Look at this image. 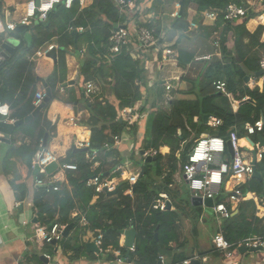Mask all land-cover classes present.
<instances>
[{
    "label": "trees",
    "instance_id": "trees-1",
    "mask_svg": "<svg viewBox=\"0 0 264 264\" xmlns=\"http://www.w3.org/2000/svg\"><path fill=\"white\" fill-rule=\"evenodd\" d=\"M27 1L14 3L8 10L17 15L20 11L19 14L23 15ZM137 1L142 3L145 0ZM182 3L183 12L176 18L172 25L173 29L187 32L190 29L187 18L189 10H195L197 12L195 20L199 22L202 30L199 34L215 41L218 30L223 28L220 34L222 58L206 62L200 79L188 92L195 97L173 99L170 111L150 113L141 145L136 148L145 152L156 151L157 154L152 156V161L143 159L140 163L144 174L137 172L138 179L134 187L128 181H121L113 193H98L87 182L89 178L98 174L121 178L122 170L113 171L121 164L124 165L127 160L115 147V136L121 137L122 133L128 131L135 141L140 137L138 124L121 120L120 110L135 106L142 98L138 81L145 83L147 80L148 72L144 61L135 59L126 50L111 62L105 59L112 30L117 23L125 21L127 16L120 13L113 0H86L83 6L77 0L70 9L62 4L57 5L48 13L45 21L34 23L33 27L27 30V33L32 35L30 44L25 38V33L12 32L20 38L21 43L8 59L0 63V87L3 88L1 102L10 106L9 118L24 119L36 109L34 98L38 90V75L48 77L53 95L37 117L30 122L21 123L12 132L10 149L5 160L13 155L19 156L30 175L35 156L45 135L48 134L49 151L56 155L61 163L77 164V170L66 172L68 182L61 183L60 190L47 192L46 187L36 186L32 199L36 223L42 227L48 230L55 223L73 224L68 236L59 243L63 254L71 262L84 257L97 260L105 254L108 258H116L114 251H119L121 256H125L128 249L120 245L121 231L131 227L137 232L135 251L131 252L130 256L135 264H160V248L172 253L171 256L166 255L171 262L179 263L187 259L185 250L188 238L185 219L192 214L196 217L192 232L199 236V226L203 222L202 211L192 204L191 197L181 196L175 186V174L179 171L183 180L188 154L202 133L218 135L228 140L230 132L236 129L242 138L246 136V123H254L264 114V85L261 89L259 85L250 87L244 83L245 77L250 74L258 80L262 71L264 43L261 37L264 26L259 25L251 32L247 28V23L264 13V10L260 12L252 9L247 0H182ZM233 3L248 7L245 17L226 21L224 14H220L211 27L202 24L203 13L215 8L225 10ZM262 6L264 8V0ZM0 12L3 13L1 3ZM240 20L242 22H239ZM145 24L151 28L155 27V34L160 37L162 26L157 16L147 18ZM71 27H83L84 31L76 32L71 30ZM231 33L234 43L232 48ZM184 36L180 35L177 44ZM53 40H56L59 46L56 64L47 56L39 58L37 66L31 65L25 59V54L44 45L53 44ZM70 48L77 56H81L83 48L86 50L80 60V75L84 81L96 82L103 78L106 82H113L114 96L118 100V104L105 100L84 105L89 116L81 122L93 130L91 149L99 150V155L93 161L87 159L85 150L74 151L72 148L65 157H61L50 147L52 140L57 136V124L52 122L48 112L53 102L68 101L58 95L57 88L59 84L67 81V55ZM195 57V51L179 48L178 61L181 65L191 64ZM218 80L226 82L229 98L217 91L214 83ZM257 83L259 84V81ZM231 100L241 102L236 111L231 106ZM206 115L215 116L222 121L217 128H212V133L205 130L206 127H210L204 123ZM75 116L70 115L65 119ZM26 137H30L32 142H26ZM136 152L134 151V155ZM226 155L231 157L228 148ZM97 161L99 165L94 168ZM256 166L262 178L246 179L241 190L243 194L251 192L262 198L264 155ZM10 184L16 191L17 200L25 201L30 197L29 185L24 178L15 177L10 180ZM128 188L133 189L132 195L125 194ZM163 192L170 195L174 209L162 211L153 207ZM226 197L227 193L224 191L217 198V202L225 201L232 211V216L222 221L226 239L231 243H239L254 235L264 237V209L260 208L257 213L253 199L241 201L237 207H232ZM76 211L77 216L73 217ZM82 217L86 218L87 225L81 224ZM218 231L217 228L215 232ZM99 233L103 234V252L98 256L88 250V244L95 242ZM43 242V250L50 254L54 253V245L45 239ZM203 254L205 253L199 255L203 257ZM37 261L44 264L39 256Z\"/></svg>",
    "mask_w": 264,
    "mask_h": 264
},
{
    "label": "crops",
    "instance_id": "crops-1",
    "mask_svg": "<svg viewBox=\"0 0 264 264\" xmlns=\"http://www.w3.org/2000/svg\"><path fill=\"white\" fill-rule=\"evenodd\" d=\"M153 1L154 0H145L144 2L140 3L144 5H143V9L141 10L143 13L139 16L144 18L145 21L143 25L145 26H148V24H145L147 22V18L150 19L153 15L157 16L155 11H148L149 9H151L150 6H151V2ZM248 4L252 9H256V11L262 12L264 10L262 6V0H250ZM6 11L3 10L4 17ZM15 14L16 13L11 12L12 19L13 17H19V16L21 17L22 15L18 13L17 16H14ZM181 14L182 12H180V15ZM196 16H197V12L193 9H190L187 17L190 23V29L184 33L181 30L173 29V26L165 25L161 21V19H158L159 23L162 26L161 35L160 37H158L159 38L158 45L147 51H144V49H137V47H134V49L132 50L133 54L131 55L135 59H141L142 61H144V66L146 62L147 67H145V69L148 72V74L153 73L154 69H156L155 68L156 64H158L159 66L158 73L162 72L165 74V76L162 75L161 78L157 80H155V78H153V75H151V77L149 76V78L145 80V83L143 81H138V84H140L141 86L142 98L135 104V106L125 107V108H133L134 112L132 115L136 114L133 116V121H134L133 124L137 123L139 126V136L141 138L140 139L141 141L147 127V122L150 113L153 111H160V109L166 111L167 108L168 111H170L172 105L171 103L173 99L176 98L187 99L193 97L194 95H189L188 92H190L189 90L193 87L194 83H196L200 79L201 74L203 73V67L206 64V62H210L215 58H219V59L222 58L220 49L215 46V41L212 40V38L210 37L207 38L206 36L199 34V36L195 39L196 42H193L190 45L185 43V38L189 31H195L198 33L202 31L200 29L199 22L197 23V21L195 20ZM191 22L196 23L197 27H192ZM201 22L203 25L207 27H211L215 21L213 22L210 20H204L202 18ZM239 22H242V20H240ZM259 25L264 26V13H262L261 15H259L254 19H251L247 23V28L251 32H254ZM148 27L150 29L155 30V27L154 28H151L150 26ZM222 31L223 28H220L218 30V35L221 34ZM182 34L184 35L186 34V35L184 36V38L181 39V42L177 44V41L180 35ZM2 40H4V38ZM261 41L264 43V32L262 34ZM30 43L31 41L28 44ZM52 43L57 44L56 40H53ZM233 44L234 43L231 33V48L233 47ZM46 46L47 45H44L42 46V48H45ZM166 47H171L175 49L177 55L175 57H169L168 59H164L163 50ZM179 48L195 51L196 55H200V54L211 55L212 59L201 60V61L195 60L189 65H181L178 61ZM72 50H70V53L67 55L68 73H67L66 82L70 81L71 79H74L76 75H79L80 77L79 81L75 85L66 86V87H63V84L66 82H64L63 84L62 83L59 84L57 88L58 95L60 97H63L64 99H68V101L67 103L62 101L53 102L48 112L49 118L52 120L54 124H57V136L52 140L50 147L54 149L61 157L66 156L68 151H70L75 146L77 140L85 137L91 140V136L93 134V130L89 126H85L81 122L82 119L88 118L89 116V112L84 108V105L87 106L88 103L89 104L91 103L90 100H92L85 94V81L83 76L80 75V60L84 57V54L83 55L81 54V56H77L75 52ZM35 51L36 49L33 50L32 52H28L27 54H25V59H27V61L31 65L37 66L38 59L41 57L34 56ZM58 52L59 51L57 50V61L53 60L54 64L58 62V58H59ZM263 60H264V55H263ZM31 65L28 66L31 67ZM262 71H264L263 67H262ZM33 73L35 74L34 68H33ZM168 74H172L174 76L169 77V79H167ZM189 75L193 79V81L188 80V78L184 79V77H189ZM259 77L260 78L257 80L256 77H254L253 75L251 74L247 75L244 79V83L250 87L259 85V87L262 89L264 85V74L263 75L259 74ZM38 78H46L48 81V77L45 75H38ZM98 80L99 81L95 82L98 86V90L97 93L94 95L93 101L95 102V101L109 100L112 103L118 104V100L114 96V92H113L114 83L106 82L103 78ZM257 81H259V84L257 83ZM168 84L171 86L170 89H167L166 85ZM187 84L190 85L189 88L187 87L188 86ZM61 88H64L63 91ZM37 89H38L37 91L44 90L42 83L39 81L37 84ZM217 91L220 94H224L227 98H229V92L227 91L223 92L219 90ZM71 97L72 99L70 100L69 98ZM149 99H152L156 103L157 107L155 108L151 107V100ZM240 104L241 102L238 100H231V106L233 107L234 111L237 110V107ZM143 107L145 108L143 109ZM120 114H121V110H120ZM70 115L71 116L76 115V116L65 119ZM209 117L210 116H208V118ZM260 119L264 121V114L261 115ZM1 120H6L9 123L16 121L5 117L1 118L0 121ZM204 123L208 125L205 122V119H204ZM15 128L13 129V131L15 130ZM245 131H246V136L242 138L239 137V143L242 147L243 154L246 155L247 159L249 160L253 159L254 161L256 158L254 152L258 148L255 145L259 144L260 146L259 136H264V131L261 133H257L255 135H250L246 130V125H245ZM204 134L205 133H202L201 136ZM1 137L2 134L0 133V264H40L37 261V256H39L41 259V255H44L45 253L48 254L50 253L45 252V250H43L42 244L39 243V241L43 242V240H41L37 234V228H39L41 225L39 224L37 225V223L34 222L35 214L32 208L33 206L32 199L35 188L33 184L34 178L33 180H30V178L33 176V173L29 175V172L27 170L24 161L19 156L13 155L8 160H5L10 149L11 136L9 137L10 143L8 141H3ZM26 138H27L25 139L26 142L28 143L32 142V139L30 137H26ZM120 138H121V142L115 145V147L119 151H121V153H127V151L132 150L134 148L135 139L132 137L130 132L126 131L122 133ZM241 141H244V143H241ZM127 143H129V145ZM253 147L256 148L254 149ZM260 147L264 152V146H260ZM134 150H136V147L134 148ZM145 156L147 157L148 155ZM126 160L127 163L130 162L129 159ZM259 162H260L259 160L256 161V165ZM120 166H122L125 176H127L129 173H134V171H128L125 168V166L123 167L122 164ZM106 167H109V165H106ZM27 173H28V178H27ZM15 177L24 178L29 185L31 194L30 197H28L25 201L17 200L16 191L13 189L12 185L10 184V180L14 179ZM122 180H120L119 183ZM253 194L254 193L249 192L248 197L252 196ZM253 196L248 200L253 199L255 201V198ZM255 203L257 206L256 201ZM238 204L239 203L231 202L232 207H237ZM75 213H77V211ZM202 224L203 222L201 223V227L199 228V234H200L199 236H197L196 234L194 235V232H192L191 236H189V234L187 235L188 246L187 249L185 250L186 255L188 257L187 259L193 257V255L195 254L201 255L202 253H205L203 254V257L206 259V261H203L202 263L199 261V263L201 264H234L236 261L239 264H264V254L259 256H251L252 261L247 263L245 262L244 256L248 253L241 254L239 249L235 247L230 248L227 251L216 250L213 247V243H212V239L214 236H212L211 233L207 231L206 226ZM217 224H218L217 226L218 230L220 227L222 228V221H220V225H219V221H217ZM205 232H208V236H204ZM215 233L216 232H214L213 235H215ZM87 238L88 237H86V240ZM120 240H121L120 245L126 247L124 244L125 236L123 234H121ZM54 247L55 250L54 253L52 254L63 264H135L132 258L131 261H129V258L126 257V255L122 256L123 258L122 261H118V256L116 255L117 251H114V254L117 256L116 258H108L107 254H105L97 260L84 257L78 261L71 262L63 254L61 246L59 253H56L57 246ZM94 253L99 256L102 252L99 253L94 252ZM227 254H230V256H228ZM47 261L48 264H51L48 259ZM167 262L169 263L171 262V260L167 258ZM43 263L47 264L44 261Z\"/></svg>",
    "mask_w": 264,
    "mask_h": 264
},
{
    "label": "built area",
    "instance_id": "built-area-1",
    "mask_svg": "<svg viewBox=\"0 0 264 264\" xmlns=\"http://www.w3.org/2000/svg\"><path fill=\"white\" fill-rule=\"evenodd\" d=\"M75 1L77 0H29L26 3L23 15L15 21L11 18V22L7 23L4 16L1 15L0 12V40L1 35H8V33L15 32V29L19 25H29L34 24L40 21H45L47 19V15L50 11L55 9V7L59 4L64 5L67 9L73 7ZM79 4L83 6L86 0H78ZM114 4L119 8L121 14H125L126 20L119 22L115 25L112 30V34L109 37V47L108 52L105 55V59L108 62H111L118 54L122 53V51L126 50L133 54L134 47L137 49H144L147 51L156 47L159 43V38L155 34L154 29H150L148 26L143 25L144 18L140 17L143 12V5L138 3L137 0H113ZM249 3L250 0H247ZM51 4L50 8L45 10V5ZM248 7L244 5H239L233 3L229 5L225 10L221 9H210L203 13L202 18L204 20L216 21L220 14H224V18L226 21H235L240 18L245 17L247 14ZM140 12V13H139ZM173 17H177L178 13L172 15ZM192 27H197V24L191 22ZM76 32L84 31L83 27L72 28ZM11 36V34H10ZM5 42V41H4ZM215 46L220 49V34L217 33V39L215 40ZM59 49L57 44L47 45L45 48H38L34 52V56L43 57L47 56V53L52 49ZM2 41L0 42V63L5 60V56L2 55ZM86 50L82 49L81 54L85 55ZM177 52L175 49L171 47H166L163 50V58L168 59L169 57H175ZM211 55H196L195 60H211ZM264 68V60L261 63ZM145 67L147 64L145 62ZM215 87L219 91L226 92L227 86L226 82L223 80H218L214 83ZM167 89H170L171 86L166 85ZM62 91L64 88H61ZM98 86L94 81L85 82V94L92 100L93 102L94 95L97 93ZM45 90L37 91L34 98V105L37 107L45 98ZM0 116L1 118H9L10 117V106L8 104L0 102ZM134 112L133 108H123L121 110V118L123 120L128 121L130 124H133V116ZM14 120V119H13ZM207 124L213 128H217L222 124L221 119L210 116L208 118ZM246 130L250 135H254L257 133H261L264 131V121L259 119L254 123H247ZM206 136H200L194 143L188 154L187 163L184 165V179L189 184L191 191L193 192V196L201 197L203 202L206 199L213 200V209L217 216V219L220 221L223 219H228L232 216V211L229 206L225 203V201L217 202V198L224 193H227L226 199L230 202L240 203L241 201L255 198L257 202V213L259 209H264V197L260 198L255 193L248 197L249 192L243 194L241 190V186L245 183L246 179L253 178L254 174V165L253 159H247L246 155L243 154L242 147L239 143V135L236 130L230 132L228 141L231 142V147L233 149V155L231 157H227V140L218 135H211L209 133H205ZM115 145L121 142V138L115 136ZM219 141L221 144L220 148L215 147V142ZM43 142V141H42ZM108 147L109 144H106ZM257 146L256 153V161H261L263 159L264 152L259 144ZM42 149L38 158V161H33V169L36 165L39 166L40 171L37 175L34 176V186L42 185L46 187L47 192L58 191L60 190L61 183H67V171H75L77 170V164L75 163H61L59 159L52 152L49 151V147H43L40 145ZM74 151L85 150L86 157L89 161H93L99 155V150L91 149V140L85 138L79 139L76 141L75 146L73 147ZM254 149L256 147H253ZM156 151H146L145 155L154 156L156 155ZM197 156H202L203 158L195 159ZM52 162L58 163L57 170L48 174L46 172V167L49 166ZM99 165V162H95L94 168ZM117 170H122L121 178H112L110 175L103 176L101 174L94 175L89 178L87 184L95 188V191L100 192H114L117 190V186L119 181H128L130 185H134L138 179V173H129L125 176L122 166L117 167L113 172ZM140 172V171H138ZM217 174L218 177H217ZM125 194L132 195L133 189L128 188L125 190ZM168 203H171L173 209V203L170 195L168 193H161L160 197L155 201L154 208L160 209L162 211L169 210L167 208ZM18 206V203H17ZM77 216V213L73 214V217ZM82 225H87V220L85 217H82L80 220ZM38 225V223H37ZM68 224H58L55 223L51 229H46L42 226L37 228L38 237L42 240L45 239L46 242L54 244L57 246L56 253L60 251L59 243L65 237L64 231ZM55 242V243H54ZM121 242V240H120ZM213 247L219 251H227L230 248H237L241 246H245L249 249L254 247L264 246V237L260 235H254L248 238L243 239L239 243H231L224 236L223 230L220 227L219 231L214 235L212 239ZM96 246L99 248L100 252H103L102 244H103V234L99 233L96 241ZM123 244V243H122ZM130 252L135 251V246L129 249ZM51 264H63L61 263L53 254H44ZM116 255L118 256V261H122L123 258L120 255V252L117 251ZM230 256V254H227ZM193 261H206L204 257H201L199 254L193 255V257L189 259H185L182 262L174 263L167 262L166 255H159L160 264H191ZM237 261L234 263L236 264ZM239 264V263H237Z\"/></svg>",
    "mask_w": 264,
    "mask_h": 264
},
{
    "label": "water",
    "instance_id": "water-1",
    "mask_svg": "<svg viewBox=\"0 0 264 264\" xmlns=\"http://www.w3.org/2000/svg\"><path fill=\"white\" fill-rule=\"evenodd\" d=\"M180 5H181V8H182V6H183L182 0L180 2ZM5 19H6L7 23L11 22V11H9V10L6 11ZM33 25L34 24L19 25V26L16 27L15 32H17L19 34L25 33V38L30 42L31 38H32V35L30 33H27V30H29L31 27H33ZM20 43H21L20 39L15 38V37H11L9 40L5 41L2 44V48H3L2 55L5 56V59H8L15 52L16 48L20 45ZM47 56L49 58L53 59L54 61H57V49L54 48L51 51H49L47 53ZM260 74L263 75L264 71H262ZM79 78H80L79 75H76V77L74 79H71L70 81L64 83L63 87L75 85L79 81ZM38 81L42 83L43 89L45 90L46 96H45L44 100L36 107V109L33 111L32 114H30L29 116H27L24 119H19V120H16V121L12 122V123L7 122L6 120H1L0 121V133L2 134L1 139L3 141H8L10 143L9 137L11 136V134L13 132V129L15 127H17L18 125H20L21 123H23V122L32 121L35 117H37L39 115V113L41 112L43 107L46 105V103L49 102V100L51 99L53 93H52L51 86L49 85L47 79L46 78H38ZM2 97H3V88L0 87V102L2 100ZM0 119H1V116H0ZM204 119H205V122L207 123L208 116L206 115L204 117ZM121 120H123V118H121ZM203 136L205 137L206 134H204ZM259 142H260V146H264V136H259ZM47 144H48V134L45 135V137L43 139V142H42V146L45 147V146H47ZM227 146H228V150L230 151L231 155H233V149L231 147V142L230 141L227 142ZM41 150L42 149L40 148L39 151L37 152V154L35 156V161H38V158H39ZM79 151H80V149H79ZM256 153H257V150H255L254 155H256ZM141 154L144 155L145 151L141 150ZM152 158H153L152 156H148L146 158V161H152ZM253 165H254L253 177L254 178H262L260 172L257 170V167H256V158L253 161ZM57 168H58V163L57 162H52L49 166L46 167V172L48 174H52V173H54L57 170ZM39 171H40V168H39L38 165H36L35 168L33 169L32 173L35 176V175H37L39 173ZM140 173L144 174V170H143L142 167H141ZM134 185H133V187H134ZM40 186L43 187L42 185H38V187H40ZM114 192H116V191H114ZM111 193H113V192H111ZM191 202H192L193 205L205 204L207 206L213 207V200L212 199H206L205 202H203L201 197L192 196L191 197ZM167 208L169 210H171V208H172L171 203H168ZM34 222H37V220L34 219ZM72 227H73V224L67 225V227H66V229L64 231V236L65 237L68 236V234H69L70 230L72 229ZM121 234H123L125 236L124 244L128 248V251L126 253V257H128L129 261H131V258H130L131 252H130L129 249L134 247L135 244H136L137 232H136V230L133 227H131V228L122 230ZM88 250L92 251V252H97V253L100 252L99 248L96 246V244L94 242H92V243H90L88 245ZM263 250H264V246L254 247V248H251L249 250L245 246L239 247V251H240L241 254L257 252V251H263ZM159 253L162 254V255H171L172 254L170 251H168L166 249H163V248L159 249ZM41 259L45 263L48 264V261H47L45 255H41ZM191 264H200V263H199V261H193Z\"/></svg>",
    "mask_w": 264,
    "mask_h": 264
},
{
    "label": "rangeland",
    "instance_id": "rangeland-1",
    "mask_svg": "<svg viewBox=\"0 0 264 264\" xmlns=\"http://www.w3.org/2000/svg\"><path fill=\"white\" fill-rule=\"evenodd\" d=\"M20 1H26V0H0V3L2 4L3 10L6 11L10 5H12L14 3H19ZM180 2H181V0H156V1L151 2L150 7H151V9H153V11L156 12L157 17H159L158 19H161V21L165 25L172 26L173 22L176 19L172 15L175 13H178V16H179L180 12H183V7L181 8ZM18 13H20V11ZM1 15L3 16L2 12H1ZM14 16H17V14H15ZM19 17H13V20L17 21L19 19ZM6 34L1 35L0 42L2 41V43H3L4 41H7L11 37H14V36H15V38H18L16 35H14L12 33H11V36L6 35ZM198 36H199L198 32L189 31L186 35L185 43L190 45L193 42H196L195 39ZM3 38H4V40H2ZM230 46H231V43H230ZM70 50H72V49L70 48ZM200 55H202V54H200ZM155 68L156 69H154L153 73H150L147 75V79L149 78V76L151 77V75H153V78H155V80L161 78L162 75L165 76V74L162 72L158 73V71H159L158 64L155 65ZM172 76H174V75L168 74L167 79H169V77H172ZM185 78H188V80L193 81V79L190 77V75H189V77H184V79ZM190 81H187V82H190ZM194 81H196V80H194ZM187 85H188L187 87L189 88L190 85L189 84H187ZM149 100H151V107H154V108L157 107L156 103L152 99H149ZM160 111H165V110L160 109ZM166 111H168V108ZM212 128L213 127H206L205 130L207 132L212 133ZM140 139L141 138L139 137L137 139V141H135L134 148L141 145L142 141ZM127 144L129 145V143H127ZM134 148L132 150L127 151V153H122V156L124 159H129V161H130L129 163H127V161H126L124 163L123 167L125 166V168L128 171H134V173H136V172L141 170V164L140 163L143 161V159H146V156H145V154L144 155L141 154L140 149L136 148V150H134ZM134 151H137L135 155H134ZM133 157H134V159H133ZM33 176L30 178V180H33V178H34ZM174 179L176 180L175 186H177L182 197L187 198V197L193 196V192L191 191L189 184L187 183V181L184 178L182 180V176H181L179 171H178V173L175 174ZM196 207H198L197 209L202 211V214H201L202 215L201 217L203 220L202 225H205L207 228V231H209V233H211V235L214 236L213 233L217 230L218 219H217V216L214 212L213 207L207 206L205 204L196 205ZM195 220H196V217H193V214L190 215L189 218L185 219L186 232H187V235L189 234V236L192 235V228H193V224H195ZM221 221H223V220H221ZM199 227H201V225ZM204 236H208V232H205ZM39 243L42 244V246H43L42 241H39ZM45 249H47V248L45 247ZM262 254H264V251H257V252L248 253L244 256L245 262L248 263V262L252 261L251 256H259Z\"/></svg>",
    "mask_w": 264,
    "mask_h": 264
},
{
    "label": "clouds",
    "instance_id": "clouds-1",
    "mask_svg": "<svg viewBox=\"0 0 264 264\" xmlns=\"http://www.w3.org/2000/svg\"><path fill=\"white\" fill-rule=\"evenodd\" d=\"M51 6H52L51 4H49V5H45V10H47V8H50ZM0 110H4V111H6V108H5V109H0ZM241 143H244V141H241ZM215 147H216V148H220V147H221V144H220L219 141L215 142ZM200 158H203V157H202V156H197V157H195V159H200ZM218 175H219V174H217V177H218Z\"/></svg>",
    "mask_w": 264,
    "mask_h": 264
},
{
    "label": "bare ground",
    "instance_id": "bare-ground-1",
    "mask_svg": "<svg viewBox=\"0 0 264 264\" xmlns=\"http://www.w3.org/2000/svg\"><path fill=\"white\" fill-rule=\"evenodd\" d=\"M227 142H228V140H227ZM148 156H150V155H148ZM148 156H147V157H148ZM147 157H146V158H147Z\"/></svg>",
    "mask_w": 264,
    "mask_h": 264
}]
</instances>
